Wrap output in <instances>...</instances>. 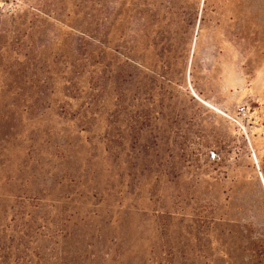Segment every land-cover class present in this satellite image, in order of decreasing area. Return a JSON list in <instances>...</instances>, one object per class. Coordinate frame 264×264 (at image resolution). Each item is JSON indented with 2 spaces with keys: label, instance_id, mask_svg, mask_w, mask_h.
Returning a JSON list of instances; mask_svg holds the SVG:
<instances>
[{
  "label": "rangeland",
  "instance_id": "rangeland-1",
  "mask_svg": "<svg viewBox=\"0 0 264 264\" xmlns=\"http://www.w3.org/2000/svg\"><path fill=\"white\" fill-rule=\"evenodd\" d=\"M12 21L35 53L0 72V238L58 264L264 240V0H0Z\"/></svg>",
  "mask_w": 264,
  "mask_h": 264
},
{
  "label": "trees",
  "instance_id": "trees-1",
  "mask_svg": "<svg viewBox=\"0 0 264 264\" xmlns=\"http://www.w3.org/2000/svg\"><path fill=\"white\" fill-rule=\"evenodd\" d=\"M14 21L10 25L0 24V72H7V63L11 61V57L19 58L21 61L23 59L24 63L19 65V69L16 74L20 77L23 76L27 71L31 69L32 62L34 61L33 55L34 50L26 47L27 41L24 39L26 36V29L23 31L18 26L14 25ZM82 36H86L82 32ZM88 39L92 40V35L88 34ZM124 50L118 51V58H125ZM90 57L92 55L90 54ZM26 66V70L24 67ZM36 71L32 73L35 75ZM50 79V78H49ZM40 81H44L42 78ZM46 84V82H43ZM122 92L118 89V98L121 100ZM16 224L15 228H11V234L0 238V264H58L59 260L57 257L51 256L49 254V248H42L40 244L36 241V247L33 249L29 247V244H24V237L21 235L18 240H16L17 233ZM5 230V229H4ZM8 231V230H7ZM5 232V231H4ZM33 246V244H32ZM238 250L242 251L244 255H234L227 254L226 260L224 259L222 264H264V240L262 239H252L248 242H243L240 244ZM48 251V252H47ZM225 257V256H224Z\"/></svg>",
  "mask_w": 264,
  "mask_h": 264
},
{
  "label": "built area",
  "instance_id": "built-area-1",
  "mask_svg": "<svg viewBox=\"0 0 264 264\" xmlns=\"http://www.w3.org/2000/svg\"><path fill=\"white\" fill-rule=\"evenodd\" d=\"M241 110L244 111V108H242Z\"/></svg>",
  "mask_w": 264,
  "mask_h": 264
}]
</instances>
